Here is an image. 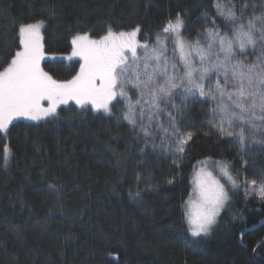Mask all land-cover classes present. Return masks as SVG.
<instances>
[{
	"label": "trees",
	"instance_id": "16d2710c",
	"mask_svg": "<svg viewBox=\"0 0 264 264\" xmlns=\"http://www.w3.org/2000/svg\"><path fill=\"white\" fill-rule=\"evenodd\" d=\"M212 5L213 0H0V70L11 58L9 49L18 50L21 24L45 22L40 64L64 81L80 67L79 57L69 59L73 36L87 33L98 40L109 27L119 33L139 26L137 41L152 45L180 13L183 34L193 40L212 27V19L224 28ZM252 12L250 7L246 16ZM260 51L258 45L238 58L250 63ZM174 103L183 107L184 101ZM123 104H114L109 114L70 101L55 119L16 121L0 133V264H264V198L246 194L243 186L252 180L260 185L264 178V145L249 142L241 151L208 123L213 105L196 97L187 101L180 129L192 134L187 158L173 163L170 153L145 145L127 121L118 122ZM164 120L161 115L153 126ZM209 157L231 164L240 192L218 227L194 238L181 205L192 189L193 166H205L197 161Z\"/></svg>",
	"mask_w": 264,
	"mask_h": 264
},
{
	"label": "snow or ice",
	"instance_id": "6c2138e0",
	"mask_svg": "<svg viewBox=\"0 0 264 264\" xmlns=\"http://www.w3.org/2000/svg\"><path fill=\"white\" fill-rule=\"evenodd\" d=\"M212 7L224 28L212 19V27L198 32L193 40L182 34L186 26L180 13L163 28L165 39L161 40L158 34L151 46L137 41L139 26L131 32L119 33L109 27L98 40L91 39L87 33L77 34L71 40L69 59L80 58L79 71L64 81L53 79L40 66L45 55L40 29L45 22L21 24L18 50L12 54L9 49L11 58L0 70V131L8 130L16 117L55 119L57 106L69 101H74L81 109L90 104L93 110L103 109L109 114L114 104L123 101L118 122L121 118L127 121L145 145L151 143L153 148L170 153L176 163L187 158L192 134H182L180 129L188 110L187 101L195 100L198 93L213 105L207 112L208 123L219 135L238 143L241 151L249 142L264 145V4L257 6L245 0L237 5L234 0H213ZM250 7L253 12L246 16ZM204 15L207 19L208 14ZM169 36L175 37L172 57L167 54ZM258 45L260 54L250 63L238 58ZM138 50H142L143 55H139ZM130 92L136 93L135 100ZM177 98H182L183 107L174 103ZM45 100L47 107L41 103ZM169 107L172 111H168ZM173 111L178 115H173ZM161 115L164 122L153 126V121ZM236 127L239 132L234 130ZM257 135L261 138L257 139ZM9 154L5 146V165ZM197 164L205 166H193L192 189L181 207L191 237L203 238L210 234L221 209L230 199L225 183L207 166L211 164L218 169L233 188L239 185L237 177L231 174L229 162L209 157ZM247 183L256 185L257 182ZM258 194L264 198V178ZM135 195L138 197L140 192Z\"/></svg>",
	"mask_w": 264,
	"mask_h": 264
},
{
	"label": "rangeland",
	"instance_id": "374dc122",
	"mask_svg": "<svg viewBox=\"0 0 264 264\" xmlns=\"http://www.w3.org/2000/svg\"><path fill=\"white\" fill-rule=\"evenodd\" d=\"M42 34V30L40 29V35ZM182 34H183V32H182ZM183 36L185 37V34H183ZM186 38V37H185ZM136 39H137V37H136ZM165 39V37L164 38H162L161 40H164ZM175 39V37L174 36H169V37H167V44H168V52H167V54H168V56L169 57H172L173 56V40ZM138 41H139V38H138ZM41 43H42V45H43V41H42V35H41ZM154 44V43H153ZM152 44V45H153ZM151 46V45H150ZM170 46L172 47V51H170ZM138 54L139 55H143V51L142 50H138ZM129 55H130V53H129ZM176 57H177V59H178V57H179V54L178 53H176ZM40 66H41V68L43 69V67H42V65L40 64ZM46 72V71H45ZM49 74V73H48ZM54 79V78H53ZM132 95L134 94L135 95V97H136V93L135 92H132L131 93ZM197 97H199V95H198V93H197ZM70 102V101H69ZM68 102V103H69ZM41 103H42V105L43 106H45V107H47V104H48V102L45 100V101H41ZM66 104H59L58 106H57V111H58V109H60V108H62L63 106H65ZM101 111H104L103 109H100ZM106 113V112H105ZM46 119H48L47 117L46 118H43V119H41V120H31V119H29V118H27V117H16L13 121H12V123H14V122H16V121H20V120H24V121H27V122H42V120H46ZM11 123V124H12ZM234 123H238V122H234ZM9 130V129H8ZM8 130H6V131H0V133H3V134H6L7 133V131ZM235 131H236V128L234 129ZM239 132V131H238ZM199 167H204V166H198L197 168H199ZM208 168H209V170H212L213 171V173H214V175H217V177L221 180V183H225V189H226V191L228 192V195H229V202H227V205H226V207L225 208H223V209H221V212H220V215L217 217V222H216V224L213 226V229H212V231L213 230H215V228H217L218 227V225L220 224V221H221V215L223 214V213H226L227 212V214H228V208L230 207L229 205H230V203H231V201H232V198L234 197L233 196V194H235V193H239L240 192V186H241V184H239V181H238V187H236V188H233L232 187V185L230 184V183H227L226 182V178H224L223 176H221L220 174H219V170L218 169H216V168H213L212 166H207ZM194 174V173H193ZM231 174H232V172H231ZM232 176L233 177H235L234 176V174H232ZM243 186H245L246 188H245V190H244V192L246 193V194H248V195H252V194H255L257 197H260V198H262L259 194H258V191H259V185L256 183V185H251V184H249V183H245ZM263 199V198H262ZM212 231L210 232V233H212Z\"/></svg>",
	"mask_w": 264,
	"mask_h": 264
}]
</instances>
